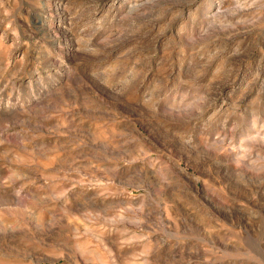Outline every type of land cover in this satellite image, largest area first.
Here are the masks:
<instances>
[{
	"label": "rangeland",
	"instance_id": "rangeland-1",
	"mask_svg": "<svg viewBox=\"0 0 264 264\" xmlns=\"http://www.w3.org/2000/svg\"><path fill=\"white\" fill-rule=\"evenodd\" d=\"M0 264H264V0H0Z\"/></svg>",
	"mask_w": 264,
	"mask_h": 264
}]
</instances>
